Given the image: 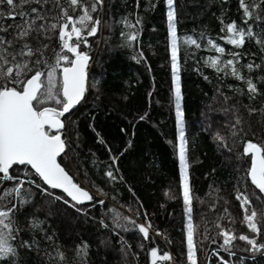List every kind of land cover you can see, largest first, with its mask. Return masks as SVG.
Returning a JSON list of instances; mask_svg holds the SVG:
<instances>
[{"label": "trees", "instance_id": "16d2710c", "mask_svg": "<svg viewBox=\"0 0 264 264\" xmlns=\"http://www.w3.org/2000/svg\"><path fill=\"white\" fill-rule=\"evenodd\" d=\"M55 2L42 0L41 7L20 5L17 0L16 12L38 8L50 24L61 11ZM245 2L251 5V19L244 16L239 0L174 2L181 111L193 195L189 215L195 229L197 264H264V249L259 247L264 243V224L262 234L255 237V250L239 239L225 250L215 226L219 223L237 236L253 235L242 223L237 190L250 195L253 207L264 206V194L248 180L250 157L243 151L249 140L264 143V3ZM60 4L67 7V0ZM167 10V0H103L97 5L93 16L101 21L98 31L87 36V45H81V50L94 58L88 94L70 120L64 119L68 154L59 160L75 182L94 193L93 200L73 206L58 191L47 188L51 194H45L32 186L31 203L16 212L19 231L11 243L17 254L0 264H60L55 258L57 249L66 256L63 264H151L153 248L158 255L172 257L158 264H190ZM0 11L5 13L0 25L6 29L0 36L19 49L24 41L13 37L15 26L23 20L19 15L15 20L7 18L11 8L6 4H0ZM69 14L81 13L69 9ZM35 15L31 13L33 18ZM231 22L246 32L242 47L227 42L231 34L224 25ZM129 33H135L137 40L129 42ZM187 38L200 46L185 43ZM209 40L225 52H216ZM27 42L44 52L43 57L33 56V61L40 58L54 64L56 53L73 58L61 49L58 32H34ZM210 57L219 59L220 67L233 59L241 75L256 84L258 94H250L247 84L236 79L230 67L220 72L210 67ZM38 67L47 71L43 64ZM60 73L58 69L59 82ZM217 135L223 141L217 140ZM112 157H116L115 163ZM109 170L116 179L106 175ZM16 172H27L29 179L46 188L28 169L16 168ZM225 209L234 222L219 219L226 215ZM33 219L40 222L39 228L30 227ZM117 220L122 227L117 226ZM133 220L135 225L130 222ZM140 224L151 225L147 239L139 232ZM81 243L88 245L83 260L76 255Z\"/></svg>", "mask_w": 264, "mask_h": 264}, {"label": "snow or ice", "instance_id": "6c2138e0", "mask_svg": "<svg viewBox=\"0 0 264 264\" xmlns=\"http://www.w3.org/2000/svg\"><path fill=\"white\" fill-rule=\"evenodd\" d=\"M48 0H43L47 3ZM175 0H167L168 27L171 33V67L175 81V101L176 114L180 127V145L179 162L181 169V187L183 202L187 207L189 214L192 212L193 195L190 189L188 175L187 142L184 137V120L181 111V85H180V65L177 46V27L176 11L174 8ZM35 3L42 5V0H19L20 5ZM264 3V0H261ZM0 4H6L11 8L7 18L16 19L19 15L23 22L16 25L14 40H22L24 43L19 49L12 47V41L0 36V262L10 261L16 254L17 248L11 241L17 239L16 233L19 226L16 224V212L20 206L31 203L33 192L32 186L39 188L45 194L47 188H41L34 179H29L27 172L20 175L16 168L28 169L38 176L51 189H60L75 204H84L93 200L89 191L81 187L74 181L73 176L61 166L58 162L66 150V140L63 138L62 130L65 128V114L69 113L84 98L87 90V69L90 56L87 52L81 50V45H87V36H94L98 31L101 21L94 18L93 13L97 11V5H102L103 0H93L85 4L84 0H67V7L56 0L55 6L60 8V14L53 18V23H48V17L38 8H31L30 12H16L17 0H0ZM240 8L243 9L244 16L251 19L253 13L251 5L245 0H239ZM69 9L75 12L77 9L80 15L73 16L69 14ZM35 13V17L31 16ZM5 13L0 11V17ZM37 21H44L38 24ZM139 23V20H137ZM130 28L135 25L129 24ZM226 33L231 34L227 42L239 48L245 44V30L238 27L235 22L224 25ZM6 29L0 25V32ZM47 34L49 32H58L60 47L67 53L72 54L73 58L62 53H56L55 63H49L46 59L37 58L32 60L33 56L39 54L43 57L44 52L41 47L33 49L27 42L32 33ZM250 35V30L248 32ZM127 40L134 42L137 40L135 33L127 34ZM75 41V42H73ZM191 43L199 47L196 40L185 39V43ZM211 47L218 53L223 54L225 49L219 47L211 40L208 41ZM131 46V44H129ZM46 47V46H44ZM210 67L218 72L225 68L231 69V74L238 80H243L248 86L250 94H258L259 90L251 79H245L241 75L240 69L236 67L233 59L224 62L220 67L221 61L215 58H209ZM63 67L61 68V63ZM43 64L47 71H42L38 67ZM36 66V67H34ZM252 70L253 65L247 66ZM62 73V79L58 84L57 71ZM29 73L31 76L29 77ZM54 106H49V104ZM239 123V121H237ZM217 140L223 141V137L217 135ZM100 143H104L101 139ZM244 154L250 157V167L247 170V177L251 184L264 194V143L247 141L243 149ZM115 163L116 157H112ZM15 166V167H14ZM110 179H116L111 170L106 172ZM10 182V186L4 185ZM27 185V187H26ZM98 191H101L98 189ZM236 200L239 201L243 212L242 223L253 235L240 234L227 227L217 223L215 226L219 229L218 235L221 236L225 250L233 244V241L239 239L245 241L252 249H256L258 241L255 237L262 234V224H264V206L262 208L253 207V200L250 195L237 190ZM67 202V201H65ZM75 204L73 206H75ZM225 216L219 219H229L234 222L231 213L225 209ZM119 214H117L118 216ZM127 219V218H125ZM133 225L136 222L130 221ZM103 223V222H102ZM118 227H122L118 220ZM29 225L32 228H39L40 222L30 220ZM107 227V225H104ZM150 224L138 225L139 232L144 238L149 237ZM195 229L191 216L189 215L187 224V260L190 264H197V245L194 241ZM51 239V237H48ZM259 247L264 249V243ZM87 243H81L76 248V255L81 260L87 255ZM151 264H158V261H171L172 257L168 253L158 255V250L153 248L150 253ZM55 258L60 264L66 260L62 250L57 249Z\"/></svg>", "mask_w": 264, "mask_h": 264}, {"label": "water", "instance_id": "95a60500", "mask_svg": "<svg viewBox=\"0 0 264 264\" xmlns=\"http://www.w3.org/2000/svg\"><path fill=\"white\" fill-rule=\"evenodd\" d=\"M93 62H94V58H92L91 56H90V61H89V66H88V69H87V74H88V79H87V90H86V92H85V95H84V98L81 100V102L78 104V105H76L69 113H67V114H65V117L63 118V119H68V120H70V118L76 113V111L79 109V108H81L82 107V105L84 104V102H85V100H86V97H87V94H88V88H89V75H90V71H91V68H92V65H93ZM62 79V73H60V80ZM62 132H64V129L62 130ZM68 154V145H67V143H66V150H65V152L60 156V157H58V162H59V160L62 158V157H64V156H66ZM62 166V165H61ZM63 167V166H62ZM38 177V176H37ZM39 178V177H38ZM40 179V178H39ZM248 180H249V182L251 183V181H250V179L248 178ZM40 181L43 183V181L40 179ZM43 185H44V183H43ZM46 188H48V186H46V185H44ZM81 187H83L84 189H86L83 185H81ZM48 189H51V188H48ZM51 190H54V191H58V192H60V193H62L70 202H72V203H74L75 204V202H73V201H71V198H69V197H67L66 196V194L65 193H63V191L62 190H60V189H51ZM87 191H89L88 189H86ZM90 192V194L91 195H93L94 193L93 192H91V191H89ZM90 202H85L84 204H75V205H87V204H89Z\"/></svg>", "mask_w": 264, "mask_h": 264}, {"label": "rangeland", "instance_id": "374dc122", "mask_svg": "<svg viewBox=\"0 0 264 264\" xmlns=\"http://www.w3.org/2000/svg\"><path fill=\"white\" fill-rule=\"evenodd\" d=\"M168 7V6H167ZM169 11V8L167 10V13ZM167 22H168V15H167ZM170 30V29H169ZM170 36H171V33H170ZM171 52H172V49H171ZM173 73V72H172ZM60 79V77H59ZM57 80H58V76H57ZM59 83V81H58ZM173 86H174V103H175V106H176V101H175V81H174V76H173ZM177 124H178V120H177ZM178 126V145H180V140H179V135H180V127H179V124L177 125ZM67 156V155H66ZM179 166H180V162H179ZM180 175H181V169H180ZM188 216L186 215V221L188 222V219H189V213L187 212Z\"/></svg>", "mask_w": 264, "mask_h": 264}]
</instances>
